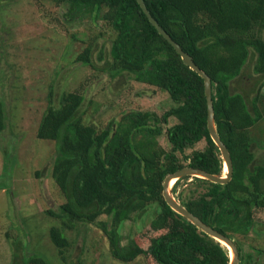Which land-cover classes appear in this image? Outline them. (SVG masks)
Returning <instances> with one entry per match:
<instances>
[{"label": "trees", "instance_id": "1", "mask_svg": "<svg viewBox=\"0 0 264 264\" xmlns=\"http://www.w3.org/2000/svg\"><path fill=\"white\" fill-rule=\"evenodd\" d=\"M53 1L67 5L70 20L88 16L94 23L106 22L115 32L108 61L114 75L127 72L138 82L168 92L175 103L161 116L133 110L104 126L84 120L85 96L80 91H63L57 103L54 91L50 92L37 137L56 146L51 177L64 200L47 208L44 215L51 223L47 235L57 259L63 264H83V257L73 261L75 238L70 233L88 231L87 225L95 224L108 239L111 259L121 264L140 257L147 264H229V249L176 213L163 195L166 177L185 166L223 172L221 152L208 129L204 78L184 63L137 0ZM145 2L162 27L210 75L215 124L233 162L232 179L226 184L184 176L172 191L192 213L235 239L239 264H259L264 249L252 246L255 251H247L236 236L257 230L255 214L264 209V158H257L252 136V129L264 121V37L258 34L264 29V0ZM94 48L88 45L77 62L93 66ZM249 60L259 75L252 97L231 86ZM7 107L0 99V135L9 126ZM171 117L177 120L166 131L171 144L167 150L158 137L163 133L161 123ZM203 139L204 149L186 154ZM2 145L5 162L0 188L11 193L4 178L11 155ZM42 173L36 172L37 176ZM150 208L155 217L149 225L122 243L121 224ZM102 215L107 220L100 219ZM22 230L29 241L30 230L24 226ZM21 241V236L15 239V249ZM28 241L21 247L22 255L14 251L10 264H54L34 253Z\"/></svg>", "mask_w": 264, "mask_h": 264}, {"label": "rangeland", "instance_id": "2", "mask_svg": "<svg viewBox=\"0 0 264 264\" xmlns=\"http://www.w3.org/2000/svg\"><path fill=\"white\" fill-rule=\"evenodd\" d=\"M0 4V99L6 101L9 115V126L0 135V145L8 147L11 155L4 178L12 191L0 188V264H10L15 250L21 255L25 251L21 247L28 239L23 235V226L31 232L27 246L34 249V253L48 257L54 264H63L57 259L47 235L51 223L44 215L47 208L64 200L51 177L56 146L54 141L37 137L50 92L54 91L56 102L63 91H80L85 96L84 120L104 126L133 110L152 111L161 116L175 103L168 92L138 82L127 72L114 75L108 61L115 32L103 20L94 23L88 16L70 20L66 17L67 5L59 6L53 0H0ZM258 34L264 37V29ZM90 44L95 47L93 66L76 60ZM252 67L253 60H249L242 73L231 82L233 91L250 97L255 94L259 75ZM176 120L171 117L168 123H161L163 133L158 140L167 150L171 144L166 131ZM252 136L253 149L262 160L264 121L252 129ZM206 144L203 139L188 148L186 154L202 150ZM4 162V151L0 148V178ZM38 170L43 172L41 176H37ZM154 212L150 208L145 214L122 223V243L137 237L155 217ZM255 217L259 222L257 230L247 236H236L247 251H255L252 246L264 249V225L261 224H264V209H258ZM100 219L107 220V216L102 215ZM87 228L88 231L70 233L75 238L73 261L83 257V264H121L111 259L109 242L101 229L95 224ZM19 236L22 241L15 249V239ZM144 241L143 238L141 243ZM258 261L264 264V253L258 256ZM130 264L147 262L140 257Z\"/></svg>", "mask_w": 264, "mask_h": 264}, {"label": "water", "instance_id": "3", "mask_svg": "<svg viewBox=\"0 0 264 264\" xmlns=\"http://www.w3.org/2000/svg\"><path fill=\"white\" fill-rule=\"evenodd\" d=\"M150 22L157 28L160 34H162L177 50L181 55L182 60L186 65L191 69L197 71L205 80V93L207 98L208 105V129L211 134V137L215 144L218 146L222 159H223V172L221 174H215L205 171L201 168H195L192 166H185L182 169L168 175L164 181V191L163 195L167 204L178 214L192 222L198 229L205 232L207 235L213 237L219 241L222 245L226 246L229 249L230 254V263L229 264H239L240 263V252L236 244L235 239L221 233L214 227L210 226L204 222L200 217L192 213L186 206H184L173 193L171 186L172 179L175 178L177 181L179 178L184 176H197L205 178L214 183L226 184L232 179L233 175V162L230 151L227 145L222 141L220 135L217 131L215 124V115H214V104L212 97V80L210 75L205 72L201 67H199L194 61L193 57L186 52L181 45L175 41L172 36L162 27L158 20L152 15L151 11L148 9L145 0H137ZM225 167H227V172L225 173ZM175 181V182H176Z\"/></svg>", "mask_w": 264, "mask_h": 264}, {"label": "bare ground", "instance_id": "4", "mask_svg": "<svg viewBox=\"0 0 264 264\" xmlns=\"http://www.w3.org/2000/svg\"><path fill=\"white\" fill-rule=\"evenodd\" d=\"M225 171L227 172V167H225ZM175 178L174 179H172V181H171V186H173L174 185V183H175Z\"/></svg>", "mask_w": 264, "mask_h": 264}]
</instances>
